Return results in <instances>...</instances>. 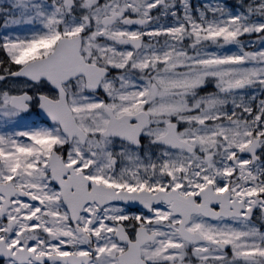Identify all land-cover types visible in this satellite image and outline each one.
<instances>
[{
  "label": "snow or ice",
  "instance_id": "obj_1",
  "mask_svg": "<svg viewBox=\"0 0 264 264\" xmlns=\"http://www.w3.org/2000/svg\"><path fill=\"white\" fill-rule=\"evenodd\" d=\"M0 264H264V0H0Z\"/></svg>",
  "mask_w": 264,
  "mask_h": 264
}]
</instances>
